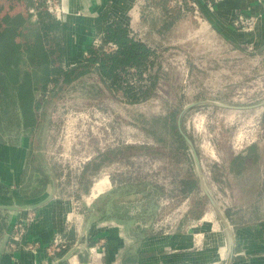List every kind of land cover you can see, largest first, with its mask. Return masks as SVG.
<instances>
[{
  "label": "rangeland",
  "instance_id": "obj_1",
  "mask_svg": "<svg viewBox=\"0 0 264 264\" xmlns=\"http://www.w3.org/2000/svg\"><path fill=\"white\" fill-rule=\"evenodd\" d=\"M206 1L210 6L215 0ZM183 2L181 7L174 0L165 2L166 8L174 10L168 19L176 21L164 28L163 42L154 43L156 58L150 72L140 77L135 70L124 73L134 85L149 88L146 98L125 100L121 89L108 88L94 71L63 84L47 101L48 97H36L38 119L36 130L31 133L36 153L27 163L29 169L40 174L36 184H47L45 173L52 172L57 185L53 199L68 205L74 225L80 226L85 218L93 220L96 206L109 207L114 197L127 190L132 191V199L140 203L144 200L141 204L150 212L147 220L154 228L158 224L173 230L190 207L194 212L200 210L201 192L183 195L180 191L184 181L195 179L197 174L188 145L179 147L172 121V114H179L189 103L194 104L182 112L180 128L194 145L214 202L224 215L233 213L235 220L249 217L253 209H264L263 198L253 202L252 196L241 189L245 184L242 173L251 172L256 166L246 169L245 164L232 163L231 159L247 145L256 143L259 172L264 180V52L234 48L212 30L199 8L200 14L195 17L187 0ZM148 3L146 21L150 27L160 26L161 17L150 9L155 2ZM63 4L66 6L64 0ZM247 19L253 25L252 16ZM134 33L144 41L145 37L157 39L154 33ZM5 128L0 129V138L13 139L17 131L11 129L4 136ZM157 137L165 144L160 145ZM130 145L135 149L125 148ZM117 149L120 159L95 168L99 154L109 157ZM94 157L97 158L92 162ZM215 165L221 167L214 177L211 168ZM231 169L241 173L234 176ZM104 176L108 177L110 188L98 196L93 188ZM27 182L24 188L28 187ZM204 200L202 208L209 211L203 219L213 221L211 204L207 197ZM134 205L133 210L140 204ZM3 218L6 225L8 214ZM213 223L217 227V222ZM10 234L5 248L12 243ZM1 236L2 232L0 239Z\"/></svg>",
  "mask_w": 264,
  "mask_h": 264
},
{
  "label": "crops",
  "instance_id": "obj_2",
  "mask_svg": "<svg viewBox=\"0 0 264 264\" xmlns=\"http://www.w3.org/2000/svg\"><path fill=\"white\" fill-rule=\"evenodd\" d=\"M149 1L64 0L68 13H64L59 23V44L47 46L60 51L51 56L54 64L70 67L80 60V53L97 34L95 17L102 10L127 24L133 32L154 33L157 39L145 37V42L151 47L157 42L159 45L163 42L164 27L162 21L160 26L154 27L146 21ZM197 2L199 14L234 48L250 53L264 52V0H215L210 6L206 0ZM29 5V0H0V24L4 18L26 16ZM152 5L150 9L156 10L162 19L163 9L155 3ZM236 12L252 16L251 29L231 26ZM31 92L29 90L28 94ZM33 94L36 95V91ZM36 126L34 123L33 127H7L4 136L11 129L17 134L11 140L0 138V205H36L32 212L0 209L2 216L8 214L0 243L15 221L33 214L20 239L17 242L11 240L10 246L0 251V264H228L229 261V264H264V209H253L249 217L242 216L240 220H235L233 213L225 215L230 226L228 230L212 206L213 221L203 219L209 210L202 208L194 212L192 206L175 229L166 231L150 225V219L147 220L150 212L147 213L141 204L144 200L140 203L132 199V191L127 190L124 195L114 197L109 207L102 209L95 205L93 220L85 218L80 226L74 225L68 215V205L54 200V196L48 199L52 190L50 176L54 177L52 172L45 169L47 184L34 183L40 174L29 169L27 161L36 153L35 138L31 134ZM25 181H28L27 188H24ZM108 188L110 182L104 176L93 189L100 196ZM136 203L140 204L139 208L133 210ZM56 235L73 244L68 250L50 254L46 247ZM29 244L36 246L29 248Z\"/></svg>",
  "mask_w": 264,
  "mask_h": 264
},
{
  "label": "trees",
  "instance_id": "obj_3",
  "mask_svg": "<svg viewBox=\"0 0 264 264\" xmlns=\"http://www.w3.org/2000/svg\"><path fill=\"white\" fill-rule=\"evenodd\" d=\"M151 1L163 9L162 26L164 25L165 29L169 28L174 21L168 18L173 17L171 12L174 10L165 7L166 0ZM29 2V7L35 4L33 0ZM28 8L26 16L13 19L4 18L3 23L0 24V129H4L7 124L10 128L14 126L33 127L38 119L36 114L39 109L36 98L38 95L48 97L47 101L61 90L63 84L76 81L93 71L99 75L98 78L108 88L121 89L124 99L129 102H136L149 95V88L142 89L141 86L134 85L132 81L126 79L124 73L133 69L140 77L142 73L150 72L156 58L155 49L142 39L130 35L131 29L127 24L111 16L107 10H102L95 17V28L102 44L97 47L88 45L87 54L80 53V60L76 64L61 67L54 64V59H51L53 54L56 55L57 51L59 54L60 51L47 48L50 43L59 44L60 21L45 9L44 0L37 2L35 18L32 17ZM107 42L114 43L116 49L109 52L104 51L103 45ZM29 90L32 91L31 95L28 94ZM35 91L36 95L33 94ZM177 118L178 114L173 113L172 121L175 133L178 135V144L179 147H184L186 142L176 128ZM156 140L160 145L165 144L158 137ZM256 146V143L247 145L231 158L232 163L245 164L246 169L256 166L253 171L242 173L245 176V184H242L241 189L248 197L252 196L253 202L264 199V180L259 172L260 159L259 154L255 153ZM150 147L145 146L148 149ZM125 148L135 149L132 145ZM112 153L110 152V156ZM118 153L119 149L111 157L106 156L105 153L99 154L97 157L100 161L99 164L95 163V168L103 163L120 159ZM97 157H94L92 162ZM220 167L221 165H215L211 168L214 177ZM232 172L234 176L241 173L238 169ZM1 187L0 185V189ZM200 189L197 177L191 181H184L180 187L183 195L189 192H201L199 207L201 210L207 196ZM1 215L0 210V233H3L5 223Z\"/></svg>",
  "mask_w": 264,
  "mask_h": 264
},
{
  "label": "built area",
  "instance_id": "obj_4",
  "mask_svg": "<svg viewBox=\"0 0 264 264\" xmlns=\"http://www.w3.org/2000/svg\"><path fill=\"white\" fill-rule=\"evenodd\" d=\"M34 1V5L30 6L28 8V11L30 13H32V17L35 18V12H36V4L39 0H33ZM174 2L178 5L183 6L184 2L183 0H174ZM189 6L191 7V9L194 12V16L197 17L199 16V11H198V7L196 5V2L194 0H187ZM44 6L45 9L52 13L54 15V17L56 19H58L59 21L62 20L63 15H64V11L62 9V0H59V2H56V0H44ZM250 15H246L243 12H236L235 15L232 17L230 24L232 27L235 28H242V29H249L251 28L252 25H250V23H248V19L247 17ZM249 27V28H247ZM130 35H132L134 38H139V36H137L133 31L130 32ZM91 45L93 46H99L102 44L100 35H93L92 40H91ZM114 49H116V45L112 42H107L106 44L103 45V50L104 51H113ZM83 54H87L86 51L82 52ZM129 70H133V69H129ZM29 212H32L29 211ZM33 214H30L29 216H27L26 218H19L17 221H15L13 223L12 226V231H11V240L13 242L18 241L20 239L21 234L24 232L27 224L32 220ZM157 229L160 230H169V229H163L162 225L158 227V224L155 225ZM35 244H29L27 247L29 248H33L35 247ZM68 247H70V243L68 240L64 239L63 237H61L60 235H56L51 243L46 247L47 250L49 251L50 254H54L56 252L62 251V250H68Z\"/></svg>",
  "mask_w": 264,
  "mask_h": 264
},
{
  "label": "water",
  "instance_id": "obj_5",
  "mask_svg": "<svg viewBox=\"0 0 264 264\" xmlns=\"http://www.w3.org/2000/svg\"><path fill=\"white\" fill-rule=\"evenodd\" d=\"M204 102H210V101L205 100ZM211 103L219 105V106H227L225 104H221V103H218V102H211ZM193 104L194 103L186 104L185 106H183L182 111H180V113L178 114V118H177L178 131L181 134V136L183 137L184 141L186 142V144L188 145V147H189V149H190V151L192 153V157H193V161H194V164H195V170H196L197 178H198V181L200 183L202 191L207 196L211 206L213 207V209L216 212V214L219 216L220 220L224 223L225 227L228 230H230V226H229V223H228V220H227L226 216L220 210V208L217 206V204L214 202V200L212 199V197L210 196V194H209V192H208V190L206 188V184H205L204 176H203V171H202L201 164L199 162L197 153H196V151L194 149V145H193L191 139L188 137V135L185 132H183L182 129L180 128V119H181L182 112L185 109L191 107ZM50 178H51V181H52V190H51V192L49 194L48 199L52 198L55 195L56 187H57L56 178L53 177L52 175L50 176ZM35 206L33 205V206H25L24 207V206H18V205H0V209L31 211V210H34L36 208ZM10 232L11 231H9V232L6 231L5 234H4V237L2 238V241L0 243V251L1 252L5 248V245H6V242H7V239H8V236H9ZM229 262H228V264H229Z\"/></svg>",
  "mask_w": 264,
  "mask_h": 264
},
{
  "label": "bare ground",
  "instance_id": "obj_6",
  "mask_svg": "<svg viewBox=\"0 0 264 264\" xmlns=\"http://www.w3.org/2000/svg\"><path fill=\"white\" fill-rule=\"evenodd\" d=\"M62 1H63V0H62ZM62 9H63V11H64L65 14L68 13V8H67L66 6H64L63 3H62ZM79 18H80V17H79ZM207 221H209V220H207Z\"/></svg>",
  "mask_w": 264,
  "mask_h": 264
}]
</instances>
